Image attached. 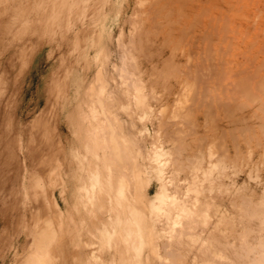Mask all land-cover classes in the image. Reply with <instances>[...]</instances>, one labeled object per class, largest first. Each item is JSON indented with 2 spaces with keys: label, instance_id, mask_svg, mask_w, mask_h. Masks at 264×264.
I'll return each instance as SVG.
<instances>
[{
  "label": "rangeland",
  "instance_id": "rangeland-1",
  "mask_svg": "<svg viewBox=\"0 0 264 264\" xmlns=\"http://www.w3.org/2000/svg\"><path fill=\"white\" fill-rule=\"evenodd\" d=\"M64 2L75 3L78 17L77 21L74 20L75 27L72 25L71 31L70 25L68 26L69 34L65 35L67 39L62 35L63 42L59 41L58 47L53 45L52 34L50 40L45 41L41 47L31 48L28 44V60L26 57L22 60L29 62L20 88L23 104L19 119L17 118L20 126L25 125L24 128H28L24 130L21 126L24 143L27 146L29 143L30 146L27 157L32 158H28L27 164L32 170L42 168V173H35L40 175L36 178L40 177L45 187L46 195L43 197H46L42 199L46 203H43L46 205H43V223L52 218L57 232V238L52 245L54 247L50 250L53 264H80V261L82 264L119 263L115 259L120 258V251L118 250L117 255V249L123 248L119 246L122 243L116 242V248L112 239L117 241L118 237L115 239L109 236L106 233L107 228L95 227V224L102 223L96 217L104 210L98 208L96 203L101 191L96 188L89 192V180L81 182L82 174L86 177L88 175L86 168L92 158L95 163L100 164L101 157H97L94 150L88 151L94 149L97 139L103 137V134L107 137L105 123L103 124L106 117L101 114L102 107L96 101L101 96L103 101L112 91L116 94L111 95L120 101L114 99V104L117 102L118 105L111 104L112 107H109L112 109L108 108L110 111L105 108L107 114L110 112L107 116L115 121L117 115L123 121L122 131L131 143H127L128 150L131 147L133 150L140 147L144 151L146 163L150 154L162 158L163 163L160 166L165 177L162 179L166 195L176 192L178 187L179 193H176L178 195L182 190L180 196L183 197L189 192L186 191L188 183L197 181L202 183L203 188L198 197L203 205L209 202V217L205 221V217H198L193 213L195 216L192 217V226L189 222L186 223L190 226L189 231L198 233L195 236L198 239H192V242L177 228L181 220L187 222L186 215L183 216L186 217L184 220L180 218L177 223H173L175 227L172 228L167 225V218L165 220V216L161 217L160 212L150 215L153 219L150 223L156 231L153 237L157 243L153 245L157 247L158 253L146 249L148 252H144L147 254L142 252L136 256L138 264H264V0L239 1L241 6L239 7L238 2L236 8V1L231 3L229 0H0V25L9 26V29L12 28L9 32L18 34L30 24L34 26L26 30L30 34H38L37 28L40 31L41 29L30 18L36 19L38 13L47 12L55 3L57 6H64ZM55 22L58 24V20L55 19ZM2 30L4 31L3 28ZM98 70L103 78L105 76V91L112 90L107 94L103 89L106 96L98 94L99 98L95 96L98 89L91 90L95 91V95L89 90L91 84L95 86H92L94 89L100 86L97 84L101 81L100 72L98 82L96 79ZM42 75L46 91L43 90L39 98L38 88ZM54 78L57 82L54 83V80L53 85L62 89L59 96L55 86L52 87ZM139 81L144 85V89L142 84L139 85L145 93L144 100L147 96L146 101L142 99L143 103L140 102L142 105L148 102L147 105H152V108L142 106L137 101L135 86H138L136 83ZM58 82L64 88H60ZM243 82L246 84L243 85ZM87 88L89 92H85ZM150 90H153V94ZM140 92L142 91L139 90ZM88 94L93 95V101L92 97H87ZM110 99L113 98L110 96ZM107 100L108 98L105 102ZM108 101L103 105H110ZM228 102L233 103L228 109L230 111L219 106ZM96 108L97 111L94 112ZM114 110L115 113H112ZM231 113L234 115H230ZM113 114H116L115 117ZM240 115L245 117L242 121L238 119ZM96 120H101V123L98 121L99 126ZM39 121L46 124L42 136H49L48 140L44 138V142L43 137L38 136L35 130ZM92 123L93 127L90 126ZM33 125L34 128L31 127ZM180 127L183 128L182 132L178 131ZM94 134H97V139H94ZM28 138L32 139L31 144H36L31 145ZM33 140L37 141L32 142ZM95 140L97 141L93 143ZM38 141L43 144L38 145ZM48 141L51 142L50 146ZM107 144L102 150L106 148L105 151L109 153ZM51 146L57 147L52 150ZM51 150L54 154L50 153ZM100 150L98 149L99 153L102 151ZM48 153L51 154L49 160L52 163L57 161L60 165L59 172L47 171L52 167L47 160ZM81 153L82 156L79 155ZM19 157L22 164V154ZM35 157L38 159L35 160ZM42 160H45L46 167L50 165L47 169ZM131 163L129 159L123 168L115 161L110 167L112 172L120 173L127 180V194L133 191L134 184L132 172L135 167ZM154 170L156 169L150 170L151 196H155L163 181L157 178ZM22 175L23 173L19 176L21 180L17 181L18 184L12 183L16 192L14 188L12 191V187L7 186L8 193L10 190L9 199L6 197L7 192L0 195V264H20L28 254H24V251L27 252L33 245L34 235L31 234L25 239L22 232L25 229L22 211L26 204ZM34 176L32 179L35 181ZM34 187L31 186L30 190L38 191L39 188ZM186 194L184 196L188 199L194 195ZM10 197L14 199L10 200ZM34 199L32 198L33 202ZM154 201V211L164 206L163 200ZM19 204L20 208L23 206L22 211L18 208ZM217 206L225 215L221 219L215 212ZM57 207L59 213L55 212ZM17 211L20 212V220L17 218ZM48 212L52 214L49 218ZM105 214L110 216L111 210L104 211ZM58 215H62L61 218ZM14 218L20 223H15ZM4 219L6 220L3 221ZM92 220L95 221L93 225ZM17 224L21 226L17 227ZM10 228L14 231H10ZM118 230L119 226L116 227V231ZM10 232L14 234V240L10 237ZM86 232H90L89 235L94 239L90 240ZM118 240L120 241V237ZM61 243L64 250L59 248ZM34 246L35 244L32 252L37 255ZM102 247L107 253L103 254ZM53 249L57 252H53ZM20 251L23 255H19ZM84 251L83 255H87L76 260ZM126 255L129 256V252ZM65 256H70L71 261Z\"/></svg>",
  "mask_w": 264,
  "mask_h": 264
},
{
  "label": "bare ground",
  "instance_id": "bare-ground-1",
  "mask_svg": "<svg viewBox=\"0 0 264 264\" xmlns=\"http://www.w3.org/2000/svg\"><path fill=\"white\" fill-rule=\"evenodd\" d=\"M233 1H236V4H235L234 8H236L237 3L239 1L243 2V0H229V2H231V3H233ZM240 2H239V7L241 6ZM37 3L40 5L39 1H37ZM57 5L58 4L55 3V6H50V9L47 10V12L42 11L43 13H38L36 19L34 17L30 18V20L36 21V26L41 29V31H40L36 27L37 30H38V34H35V35L34 34H30L26 30L27 28L34 26V25H30V24H27L23 28L22 31L18 32V34H16V33L12 34L11 32H9L12 29V28L9 29L8 28L9 26H1L0 25V195L3 196V194H5L6 192L8 193L7 186L9 185L10 188H11L12 187V183H17L18 180L20 181L21 177H19V176L23 173V175H22L23 178L22 179H23V186L25 187V193H23V194H25L24 203L26 202V204L23 205V206H25L23 208V211L21 210L22 207H23L22 204H21V206H22L21 208H20V204L18 205L19 206L18 208H20V210L22 211L23 225L25 227L24 230L22 229V232L25 235V239H27L28 236H30L31 234L34 235V237H33V245L35 244L34 250H35V254H37V255L33 254L34 251L32 250L33 249V245H32L27 252L24 251V254L25 253H28V254H27V257L20 264H53V260H52L53 257L50 255V253L52 251L50 252V250H51V247H52L53 243H55V240L57 238V232H56V229H55L56 226H55V224H54L55 222L52 220V218L48 219L46 222L43 223V221H44V217H43L44 216L43 215V210H44L43 205L44 204L43 203H45V202L42 199H44L46 197V196L43 197V195H46L45 191H44L45 187L42 184V179L40 177L36 178L37 176H40L39 175L40 173H42V170H41L42 168L39 167L37 169L34 168V170H32L33 168H30V165L28 166V164H27L28 163L27 161H29L28 158L32 159L31 157H27L29 155V152H30L28 147H30V146H29V143H28V146L26 145V143H24L25 140H23V138H22V135H23L24 131L21 132L23 130L21 128L22 125L20 126V124L18 123L19 121L17 120L18 116L20 115V107L23 104V100L20 98V95H21L20 88H21V85L23 83V73H24V71H25V69H26V67H27V65L29 63V62L25 63V62L22 61L25 57L28 60V47L27 46L30 45L31 48H36V47H39V46L41 47L44 44L45 41L47 42V41L50 40V35L52 34V38L51 39L53 41V45L58 47L59 41L63 42L62 41V35H63V37H65V35L67 33V30H68V26L70 25L69 29H70V27L72 25H73V28L75 27V24H76V21H77V18H78L76 16L77 10L75 9V6H74L75 3H69L68 4V2H64V6H57ZM69 6H71V7H69ZM73 15L75 17H73ZM55 19H56V21L58 20V24H56V22L54 23ZM65 19H66V23H65ZM62 20H64V22H62ZM70 20H71V22H70ZM74 20H76V21H74ZM58 27H59V29H58ZM2 28L4 29V31L2 30ZM67 34H69V32ZM57 35H58V37L56 38ZM74 35H76V34H74ZM55 38H56V42H55ZM65 38L67 39V37H65ZM77 39L78 38L76 37V40ZM61 45L62 44H60V46ZM58 51H60L59 48H58ZM60 55H61V53H60ZM101 70H102V68H101ZM97 72L99 73L100 70H98ZM100 73L97 75V78H96L97 82H98V78H100ZM25 76L26 75H24V77ZM42 78H43V75H42V77L40 79V82H39V88H38V91H39L38 96H39V98L43 94V90L46 91L45 84H44V81H43ZM102 79H104L103 80L104 82H101ZM99 80H101L99 82H101L102 84L106 83L105 76L103 78L102 77V73H101V78ZM53 81H54V83H56L57 79L54 78L52 80V85H53ZM99 82L97 84L100 85V86L98 85L100 88L96 87V89H94L95 86L91 84L90 85L91 89H89L90 88L89 87V88H87V90L85 92H87L88 89L90 91L91 90H97V89L99 90V89H101L99 91L100 93L98 92V90L96 91L97 95H95V93H94L95 91L94 92L91 91V92H93L92 94H94L95 96L98 97L99 95L100 96L104 95L105 92L108 94L109 92L112 91V90L111 91L107 90L108 92L105 91L103 86H105L106 84L102 85ZM139 82L136 83V84H138V86H135V90H136V95H137V101H139L138 103L141 104V102L144 100V95L143 94H145V93L143 92L144 85L141 83V81H139ZM243 83H244L243 85L246 84V82H243ZM60 84L61 83H59V85ZM141 84L143 85V89H142V87H140ZM63 85H64V83H63ZM54 86H55V89L57 90V93H58V96H59V92L62 89H59V87H57V85H53L52 87H54ZM62 87L63 86L60 85V88H62ZM137 87H138V93H139V90L142 91V92L139 93L141 96L138 95V93H137ZM49 88H50V86H49ZM103 89H104L105 92L103 91ZM112 89H113V87H112ZM153 90H154V88H153ZM153 90H152V92H153ZM102 91L104 92V94H103ZM114 92L112 91V93H109L110 96L113 99H110L109 94H108V96L104 95L103 97L106 96L105 99L108 98V100H110L111 102L114 99L118 100V102H119L120 100L117 99V97L114 98L113 97L114 95H111V94H116ZM152 92L150 90V93H152ZM52 93H53V90L51 91V94ZM27 94H28V91H27ZM51 94H50V96L52 97ZM89 94H88L87 97L88 98L92 97L91 99L93 101V98H94L93 95L90 96L91 94L90 95ZM117 96H118V94H117ZM250 96H252V95H250ZM146 97H145L144 101H146ZM101 99H102V96H101ZM101 99H98L97 101L95 99V101H96V104H98L100 107H102L101 108V114L106 117V118H104L105 122H103V124L105 123L104 124V130L106 128L105 133L107 132L106 133L107 137H105L104 134H103V137L97 139V138H95V136L97 134H94V139H97L98 143H95L97 140L92 141V142L95 143L97 146L96 145L93 146L94 144L93 145L91 144L94 147V149L91 148L88 151L91 150V152H92L94 150L93 153L95 155H97V157L98 156L101 157V159L98 158L100 160L99 161L100 164L97 163V162L95 163L94 162L95 160L91 156L90 157H85L84 156L85 158H88V159L92 158L93 160L91 159L90 160L91 162H89L90 164L88 163L89 166L86 168L87 173H86V171H84L88 175L86 177L84 174H82L83 176H81V182H82V180H85V179L89 180L88 181L89 183L87 185V189L89 190V192L90 191H94L96 188L101 191V193L99 194L98 198L96 199V203H97L98 208H101V209H104V210H103V212L98 213V215L96 217L102 223H101V225L100 224L97 225L98 224L97 223V224H95L96 226L95 225L94 226L95 227H97V226L98 227H102L103 229L107 228L106 233H108L109 236H112V238L114 237L116 239L117 237L118 238L120 237V241L118 240V238H117V241H114L111 238L114 243H116V242L120 243L121 242L122 245L120 244L119 246L123 247V248H121L122 250L121 249H117V255L120 253L119 254L120 258L119 259H115V260L116 261L118 260V262H119L118 264H138L139 262H137V261H139V260H138V258H136V256L139 255L140 253L146 251V249H148V251L157 252V247H155L157 241L154 242V237H153L155 235L156 231L154 230L153 225L150 223V221L153 220L150 217V215L154 214L155 212H160L161 217L165 216L164 219L166 220V218H167L166 221L169 222V224L167 223V225H171V226H169L171 228L175 227V225H173V223L174 224L177 223L178 219H180V218L184 220L186 217L184 218L183 216L186 215L187 218H188V219L186 218L187 222H185V220H184V222H181L182 220L180 219L181 221L178 222L179 224H177L179 226H177V225L176 226H177L178 229H180L179 230L180 233H183V234L185 233V235L190 238L191 242H192V239L193 240L194 239L195 240L198 239L197 237L195 238V236H197L198 233L197 232H193V231H189L188 228L190 226H192L191 223L193 222L192 221V217L193 216H195V215L198 216V217L203 216V217H205L204 221L209 217L208 213H207V211L209 209L208 208L209 202H205L204 205H203L202 202H201V199L198 197V194L201 193L202 190H203L202 183L201 182H197V181L196 182L194 181L192 183L191 182L188 183L186 191L188 190L189 192H186V193H188V194L194 193V195L191 194L192 196H189L190 199H188V198H186L184 196L186 194V193L184 194V190H183V193H182V195L184 194L183 197L180 196L182 190H181L180 194H178L179 195L178 196L177 193H176V192L179 193V191H177L178 187H177L176 192L172 191V193H175V194L171 193V194H167L166 195V193L163 190L164 187H165V185L163 183L165 177L163 176L164 174H162L163 170H162V167L160 166L161 163H163L162 160H161L162 158L160 159V158H158V156L154 157V155L150 154L149 161H147V163L149 165H147V163L144 161V159H145V156L143 154L144 151L142 152L140 147L139 148H135L134 150L131 147V150H128L127 146H128V144H131V143L127 139L126 135L124 134V131H122V123L121 122H123V121L120 118L118 119L116 114H113V116L116 115V117L114 116L116 118L115 121L110 120L109 117H108L109 116L108 114L110 112L108 114L106 112V110H109V109L111 110L112 109L111 108L112 107L111 104H113V106H116V104L118 105V103L115 102V104H114L115 100L112 103H110L107 100L110 103V105L107 103V105H108L107 106V105H103L107 101L105 102V99H103V101ZM136 104H137V102H135V105ZM147 104H148V102L147 103L144 102V104L143 105L141 104V105L142 106H146ZM232 104H233L232 102H228V103H222L219 106L220 107L223 106L222 108L225 107L226 111H230L228 109L232 106ZM109 106H111V107H109ZM149 106L151 107L152 105H150V104L147 105V107H149ZM95 107H97V106H95ZM92 108H93V106H92ZM105 108H106V110H105ZM120 108H121V106H120ZM91 109L89 108V110H91ZM117 109H118V107H117ZM122 110L125 111V112L127 111L126 109L125 110L122 109ZM95 111H97V108L94 110V112ZM98 111H99V109H98ZM115 111L116 110H114L112 113H115ZM41 114L39 113L38 115L42 116ZM230 115H234V113H231ZM69 116L71 117V118L69 117V119H72V116L71 115H69ZM239 118L242 121V119L245 118V117H244V115H240V116H238V119ZM40 120H41V117H40ZM70 121L73 122V119L70 120ZM70 121H68V122L70 123ZM74 121H75V119H74ZM98 121L101 123V120H98ZM98 121L96 120V123ZM22 122H23V120H22ZM99 122H98V126H99ZM233 122H231V123H233ZM20 123H21V121H20ZM42 123L43 124H41L40 121H39V123L37 124V127H36L37 129H35V130H37L36 133H38V136H42V134L44 133V130L46 128L45 127L46 124L44 122H42ZM118 123L121 126V128L118 125ZM229 123L230 122H228L227 124L230 125ZM31 124H33V123H31ZM31 124H29V125H31ZM35 124H36V122L34 123V125ZM71 124H73V123H71ZM103 124H101V125H103ZM34 125L31 126V127L34 128ZM92 125H93V123L90 126L93 127ZM116 125H117V128H118V131H116V129H117ZM125 125H126V123H125ZM22 127L24 128L25 125H23ZM123 127H125V126H123ZM32 128H30V129H32ZM119 128L121 129L120 131H119ZM26 129H28V128L27 127L24 128V130H26ZM28 131L30 132V130H28ZM178 131L182 132L183 128L182 127H180V129L178 128ZM33 132H35V131H33ZM18 133H20V134H18ZM94 133H96V131ZM101 133H103V131ZM31 134H32V132H31ZM98 135H99V130H98ZM27 136H28V133H27ZM29 136H30V134H29ZM45 137L46 136L43 137V142H44V138ZM48 137H46L47 140H48ZM29 138H32V137H29ZM39 138H41V137H39ZM53 138H54V136H53ZM87 138H89V137H87ZM51 139H52V136H51V138H49V140L51 141ZM31 140L32 139H29L30 144H31ZM38 140H40V139H38ZM56 140H58V138H56ZM35 141H37V140H35ZM35 141L33 140L32 142H35ZM54 141H53V143L55 144ZM41 143L38 144V145H41ZM48 143L47 144L50 146L51 142L48 141ZM58 143L59 142L57 141L56 144H58ZM34 144H36V143H33L31 145L34 146ZM47 144H45L46 147L48 146ZM106 144L109 146V147H107L108 149H110L109 153H108V151L107 152L105 151L106 148H105V150H102V149H104V147H106L105 146ZM33 146L31 148H33ZM55 147H57V146H54L53 148L55 149ZM18 148H19V150H18ZM53 148L51 146L52 150H53ZM77 148L79 149V146ZM80 148H82V147H80ZM86 148H87V145H86ZM34 149H35V147H34ZM41 149H43V148H41ZM98 149L99 150L101 149L102 151L100 150L101 152L99 153ZM52 150L50 151V153L54 154V152ZM126 150H128L129 153ZM135 150H136V152L134 153ZM42 151H41V153H43ZM37 152H40V151H37ZM78 152H79V150H78ZM157 152H159V151L157 150ZM34 153H35V151H34ZM83 153H81L79 155L82 156ZM88 153H90V152H88ZM21 154L23 156V162L21 160L22 164L20 163V157H19ZM31 154H32V152H31ZM90 154L93 155L92 153H90ZM44 155H43V158L45 157ZM48 155H49V153H48ZM50 155L47 156L49 158L46 157L47 160L50 159ZM40 156H41V154H40ZM51 157H53V155ZM128 158L131 160V162H132L131 164L132 165L134 163L133 168L135 167L134 172H132L133 180H134L133 191L130 194L126 193L128 191L127 189H128V185L129 184H128L127 180H125L124 176L121 175L120 173L116 174V173L112 172V170L110 169V167H112V163L114 164L115 161H118L120 163L121 167L125 168L126 167L125 165L128 163V160H129ZM37 159L38 158L35 157V160H37ZM88 159H86V160H88ZM39 160H41V157L39 158ZM44 161L45 160H42L43 164H44ZM49 161L51 162L50 165L52 166V167H50V170L47 169L50 165L47 164L49 166L46 167L45 166L46 163L44 164V166L46 167L47 171L48 172H50V171H53V172L58 171L59 172L60 165L57 163V161H55V163H52L53 161H51V160H49ZM49 161H47V162H49ZM164 163H165V161H164ZM30 164H31V162H30ZM34 166H39V165H34ZM73 167H74V164H73ZM151 169H156L154 171L156 172L155 174H156L157 178L160 179V181L163 180L161 185H160V188L156 191L155 196H151L150 193H149V187L151 185V174H150V170ZM43 171L45 172V170H43ZM35 172H37L39 174L37 175ZM33 175H35L34 176L36 178L35 181L32 179ZM163 177H164V179H162ZM40 179H41V181H40ZM32 182H34V184L31 185ZM14 185H16V184H14ZM33 185H35V187ZM51 185H52V183H51ZM62 185H64V181H63ZM19 186H20V184H19ZM31 186L34 187V188L38 187L39 188L38 191H36V190L31 191L30 190V189H32ZM13 188L14 187L11 188L12 191H13ZM20 191H21V189H20ZM15 192H16V189H15ZM18 192H19V190H18ZM9 193H10V190H9ZM9 193H8V195H6L7 199H9L8 198ZM17 194L15 195L16 197L18 196ZM188 194H186V196ZM13 196H14V193H13ZM32 198L33 199L35 198L34 201L36 202V204H35V202H33ZM89 198H90V196H89ZM11 199L12 198L10 197V200ZM16 199H19V198H16ZM16 199H15V201H16ZM154 199L163 200L164 206L154 211V209L156 207V203H155ZM187 201L189 203L191 201V204L187 203ZM246 201L249 202L248 200H246ZM246 201H245V203H246ZM33 204H35V205H33ZM247 204H249V203H247ZM5 205H6V203H5ZM9 205L10 204L8 203V208H9ZM44 206H46V205H44ZM12 207H13V204H12ZM49 207H51V206H49ZM15 208L17 209V207H15ZM108 210H111V215L110 216H107L106 214L104 215V211L106 212ZM14 211H15V209H14ZM176 211H177V213H175ZM9 212H10V210H9ZM55 212L59 213L58 207L55 208ZM215 212H216L218 218H220V219L225 216V215H223L220 207H218V206L216 207ZM7 213L8 212H6V214ZM17 213H18V215H17ZM17 213H16L17 218H19L18 220H20V217H21V216H19L20 212L17 211ZM51 215H52L51 212H48V218H49V216L51 217ZM58 216H59V218H61L62 215H58ZM6 218H8V216ZM5 220L6 219H4L3 221H5ZM13 220H16L15 223H20L15 218ZM9 222L10 221L8 220V224H9ZM59 222H60V220H59ZM94 222L95 221H93V223L91 221H89V223H92V225L94 224ZM6 223H7V221H6ZM15 223L13 221V223H12L13 226H14ZM89 223H88V225H89ZM186 223H188L190 226L188 224H186ZM5 225L7 226V224H5ZM18 225L19 224H17V227H18ZM19 226H21V225H19ZM118 226H119V230L116 231V227H118ZM6 228H9V227H6ZM11 229H13V228H10V231H14V230H11ZM15 229H17V228H15ZM175 229L176 228H174V230ZM178 229H176L175 231H178ZM15 231L17 232V230H15ZM91 231L93 232L92 228H91ZM18 233L20 234V231ZM87 233L88 232H86V234ZM89 233H88L87 236H89V238L91 240L93 237H91L89 235ZM0 234H1V232H0ZM10 234H11L10 237L12 238V235L14 236V234L11 233V232H10ZM93 234H94V232H93ZM95 236H96V234H95ZM10 237H9V239H11ZM198 237H200V234L198 235ZM20 238H19V240H20ZM89 238H87V240ZM6 239H7V236H6ZM7 240H5V241H7ZM62 244L63 243L60 244L61 247L59 246V248H63ZM153 244H155V245H153ZM124 245H125V247H124ZM166 245H167V243H166ZM116 246H117L116 248H118L117 243H116ZM101 249L103 250L102 252L104 254L106 251L104 252L103 247ZM56 250H54L53 252L56 253L57 252ZM61 250H64V248L61 249ZM84 250H85V248H84ZM36 251H37V253H36ZM77 251H79V250H77ZM80 251H83V250H80ZM148 251H146V252H148ZM128 252L130 254L129 256L126 255V254H128ZM146 252H144V253L147 254ZM20 253H21V251H20ZM74 253H76V251H74ZM81 253H79L81 255H80V257L78 256V258H76V260H78V259L81 260L80 258L82 257L83 253H85V251L81 252ZM86 253H87V251H86ZM13 255H15V254H13ZM19 255H23V253H21ZM85 255H87V254H85ZM85 255H83V256H85ZM65 257L67 258V256H65ZM68 258H67V260H68ZM117 258H118V256H117ZM105 259H107V257ZM142 259H143V256H142ZM90 260L92 261V259H90ZM70 261H71V259H70ZM140 261H141V258H140ZM79 263L82 264L81 261ZM84 263L85 262H83V264ZM93 264H97V263H93Z\"/></svg>",
  "mask_w": 264,
  "mask_h": 264
}]
</instances>
